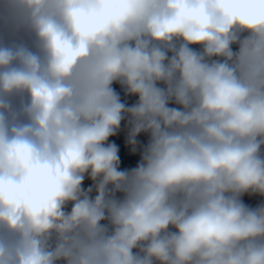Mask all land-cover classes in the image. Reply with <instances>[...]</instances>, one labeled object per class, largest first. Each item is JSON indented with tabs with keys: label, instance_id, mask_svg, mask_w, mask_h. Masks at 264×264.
Masks as SVG:
<instances>
[{
	"label": "clouds",
	"instance_id": "clouds-1",
	"mask_svg": "<svg viewBox=\"0 0 264 264\" xmlns=\"http://www.w3.org/2000/svg\"><path fill=\"white\" fill-rule=\"evenodd\" d=\"M0 264H264V0H0Z\"/></svg>",
	"mask_w": 264,
	"mask_h": 264
}]
</instances>
